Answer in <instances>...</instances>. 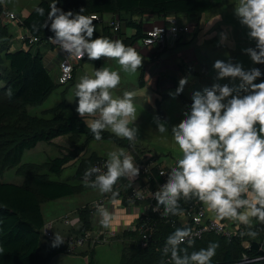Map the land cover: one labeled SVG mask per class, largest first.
Masks as SVG:
<instances>
[{"label": "clouds", "instance_id": "9594fccd", "mask_svg": "<svg viewBox=\"0 0 264 264\" xmlns=\"http://www.w3.org/2000/svg\"><path fill=\"white\" fill-rule=\"evenodd\" d=\"M61 0H50L48 9L41 6L35 12L45 17L40 27L53 33L49 40L59 43L69 56L86 57L89 61L101 57L114 58L120 66L114 70L107 64L95 68L92 75L85 74L75 84L76 112L90 119L85 121L96 141L103 139L104 130L129 143L139 137L135 91L125 90L114 95L121 84V71L135 73L143 57L136 48L123 40L95 36L96 16L65 11L57 5ZM233 14L247 29L255 47L246 53L254 64L264 65V0H238ZM165 25V24H164ZM190 26V25H189ZM34 30L35 26H34ZM219 45L228 42V33L219 34ZM216 80L239 81V85L214 83L202 91H195L192 103L183 112L179 124L154 118L155 129L161 136L169 133L182 152L175 166L167 173V181L159 184L153 193L156 201L153 212L163 218L184 214L182 200H198L216 220H228L244 226L240 236L256 238L260 232L256 225H264V76L261 69H245L239 62L217 59L213 63ZM259 81V82H257ZM189 78L179 81L172 99L180 96ZM8 95L12 90L8 89ZM140 167L134 156L122 147L109 151L102 166H92L83 174L87 187L115 199L119 191L114 186L122 177H136ZM162 209V212H161ZM98 223L109 229L113 213L102 203L96 206ZM65 237L53 232L51 246H60ZM195 245L190 226L176 227L165 240L161 264H213L219 241H209L207 247L189 252ZM3 249L0 248V252ZM264 260V256L256 258Z\"/></svg>", "mask_w": 264, "mask_h": 264}, {"label": "trees", "instance_id": "16d2710c", "mask_svg": "<svg viewBox=\"0 0 264 264\" xmlns=\"http://www.w3.org/2000/svg\"><path fill=\"white\" fill-rule=\"evenodd\" d=\"M68 1L61 0L57 6L67 11L70 5L76 12L83 8L85 15L94 14L104 17L110 14L126 19L127 28L134 30L135 33L125 41L130 46L146 36L144 18L137 21L134 18L135 14L141 16L151 14L159 19H167L170 16L200 19L205 13L223 2V0H85L83 2L72 0L74 4H71ZM49 2L50 0H42L38 6L44 7L47 11ZM2 11L3 8L0 9V15ZM45 19L46 14L45 17H41L33 10L20 23V26L32 36L41 39L40 44L35 46L41 45L42 40L53 35L49 30L40 27ZM93 23L96 25V21ZM34 26L37 30H34ZM200 32V24L196 23L193 34L189 38L191 40L187 42L185 38L171 39L165 51L191 44ZM98 35L94 32V37ZM10 48L2 54V62H0V83L5 81L2 87L0 86V176L5 170L18 166L24 153L34 149L39 142H48L63 135H86L94 140L85 120L79 116L65 117L62 107L50 111L54 115L52 119L29 115L28 107L44 103L58 85L47 69L40 52L34 54L32 49L11 52ZM100 63L101 59L98 60L97 68ZM76 68L74 67V78ZM259 68L264 73V65H260ZM261 78L264 79V76ZM140 85L141 87L146 85L144 70L141 74ZM9 88L12 90L11 96L8 95ZM102 136V140L120 142L115 135L105 131ZM143 151L135 150V154L133 152L135 160L140 161ZM70 160L69 157L56 158L47 165L46 170L51 174H60ZM102 160L91 158L86 161L73 179L77 185H72L71 182L52 181L48 174H41L40 171L34 170L36 167L33 165L23 167L27 182L22 186L0 181V248L3 249L0 252V264H49L51 256L64 252L65 246L61 244V247L53 249L48 257L43 255V250L51 245L52 239H48L43 232L46 224L42 214V204L67 198L83 191L87 187L83 182L84 172ZM124 182H122L123 185ZM126 187H129V184ZM195 202L199 201L195 199L181 201V207L185 210L184 214ZM90 206H87L81 213L82 230L91 227L93 210ZM150 216L157 225L153 241L147 247L142 246L139 234H124L134 240L126 251L129 259L124 258L125 264H161L162 259H166L163 256L166 237L176 227H181L178 223L181 215L163 218L161 214L151 213ZM242 240L239 233L232 241L216 234H208L202 240L195 241V245L189 248V252L207 247L209 241H219L220 246L213 257V264H237L244 257L252 260L251 264H264V260L256 259L258 256H264L261 245L251 242L250 247L244 248L241 244ZM94 256L95 253L91 252L89 264H95ZM238 257H240L239 260Z\"/></svg>", "mask_w": 264, "mask_h": 264}, {"label": "rangeland", "instance_id": "374dc122", "mask_svg": "<svg viewBox=\"0 0 264 264\" xmlns=\"http://www.w3.org/2000/svg\"><path fill=\"white\" fill-rule=\"evenodd\" d=\"M66 1V0H64ZM70 1V0H69ZM68 3L74 4V1ZM82 2L85 0H81ZM41 0H0V9L3 8V4H7L9 11L14 12L17 15L30 14L35 8L39 5ZM238 0H223V2L216 6L214 9L210 10L208 13L202 16L200 25L201 32L199 36L191 43L185 44L181 47L174 48L171 51H160L157 49H149L142 44V41L138 43L141 50H137L143 57L142 65L135 73H124L121 71V84L114 89V95H122L123 91L130 90L135 91L137 95L134 100L137 108V121L135 122L139 128V137L136 141L132 142L133 147L138 150H144L149 152L151 155H154L162 165L167 166L169 170L175 166L176 161L181 158L182 152L179 149V146L174 143V139L171 137L170 133L167 136H161L155 129L154 118L159 117L161 120H167L172 125L179 124L183 117V112L187 110V106L192 103V95L195 91H202L205 87H211L214 83H228L232 86L239 85V81H232L229 79H224L217 81L216 72L213 69V63L215 60H231L233 63H241L245 69H251L253 67H258L260 65L254 64L250 57L244 53L242 50L247 47H255V41L249 39L247 35V29L242 27L233 14V5L237 3ZM74 7L69 5L67 10H73ZM8 10L3 9L0 15V62L2 54L12 48V44L20 45L19 37L22 35V31L19 28H15L9 23V20L6 19L5 13ZM151 14H145L143 16L135 14L134 18L137 21L146 19ZM106 17V16H105ZM157 18V17H156ZM20 19V18H19ZM109 20H104L103 23L108 22ZM188 22L190 25L191 33L187 36L186 41L188 42L195 29V22L192 19H180L177 22L181 24H186L182 22ZM168 24L164 19H160L155 25H164ZM9 26V27H8ZM104 24H96V31L102 33ZM123 30L126 29L123 25ZM126 31V37L124 34V39L133 34L132 30ZM221 32L228 33V42L224 45H219V34ZM15 35H14V34ZM13 34V35H12ZM118 34V33H117ZM8 35V37H7ZM13 39V40H12ZM116 39H119L116 37ZM186 42V43H187ZM58 50H61V46L57 47ZM167 48V47H166ZM168 49V48H167ZM173 52V53H171ZM61 59L59 55L57 60ZM102 63L107 64L112 67L114 70L119 69L120 66L116 63L114 58L101 57ZM77 59H73V63H77ZM58 62V61H57ZM98 60L89 61L87 58L83 61L81 68V75H92L97 68ZM145 71V80L146 87H141L140 80L142 71ZM54 80L58 83L57 74H51ZM167 75L176 82L177 87L172 86V79L164 83L163 90H156L157 85V76ZM80 77V76H79ZM183 78H189V83L185 87L183 93L178 96L176 99H172L170 94L175 93L178 88L179 81ZM80 79V78H79ZM177 80V81H176ZM4 80L1 81L0 86L4 84ZM79 82V81H78ZM259 82V81H257ZM71 83L68 85H60L56 91L46 100L44 103L38 107H31L30 113L35 116H43V112L49 108L56 107L57 104L63 101L66 96V100L71 103V107L67 106L65 108V113L67 116H74L76 114V97L75 90L72 91ZM160 102V103H159ZM69 103V102H68ZM70 104V103H69ZM90 119V118H89ZM106 132L112 133L110 130H104ZM117 137V136H116ZM118 138V137H117ZM123 139L122 137H120ZM119 147L114 141L109 139L103 141H94L90 143L87 147L90 151H96L101 157L107 159V153ZM131 152L130 150H126ZM57 155L52 151H47V153H39V151H31L24 155L23 162H36L43 163L55 158ZM134 156V155H133ZM22 162V161H21ZM30 164V163H28ZM20 163L18 166L9 168L3 172L0 176L1 182H10L14 184H25L27 182V176L23 173L26 166H31L24 164L21 166ZM37 171H46L47 164L43 166H37ZM75 167H67L61 175L56 176L50 174V178L54 181H66L69 180L75 174ZM18 175H17V174ZM49 173V172H48ZM23 178V181H22ZM101 200V199H100ZM100 200H94L89 203L92 207L94 204ZM112 197L108 198V201H113ZM64 203H55L48 202L43 205L44 216L46 221L49 223L56 215L57 210L61 208ZM89 205H86V207ZM64 218L65 221H73L75 218L71 215H66ZM229 225L235 231L238 230L245 231L244 226H237L236 223L229 221ZM257 230L260 232V235L256 238H251L247 236H241V244L244 248L250 247L251 242H257L261 245L264 250V225H256ZM129 235H125L128 237ZM120 248L117 246H98L96 249L95 264H125L123 262L124 258L129 259V256L126 255V251L131 246L126 245L118 241ZM61 247V246H60ZM127 247V248H126ZM57 248V247H55ZM51 245L48 248L43 250V255L48 257L49 253L53 251ZM126 248V249H125ZM88 255H84L82 251H79L78 254H68L67 252H59L51 256L49 264H89L91 257L85 259ZM94 258V257H93ZM240 257H238L239 260ZM121 260V261H120ZM122 262V263H120ZM253 261L244 257L243 260H240L237 264H251ZM154 264V263H152Z\"/></svg>", "mask_w": 264, "mask_h": 264}, {"label": "built area", "instance_id": "2783aa9c", "mask_svg": "<svg viewBox=\"0 0 264 264\" xmlns=\"http://www.w3.org/2000/svg\"><path fill=\"white\" fill-rule=\"evenodd\" d=\"M5 17L7 20L16 21L19 24L22 22V20L18 18V15L11 11L5 13ZM95 21L103 22L100 16H96ZM107 26L114 32H119L121 29L119 19H114L109 22ZM190 33L191 30L189 25H184L174 20L165 25L154 26L145 34L146 36L141 41L142 44L149 49L163 51L166 49L171 39L186 38ZM50 36L52 35L42 40L41 44H57L60 46L59 43L50 41ZM21 40L25 42L27 46L38 45L41 41L40 38L32 36L27 30L21 36ZM60 52L61 59L58 61V83L60 85H68L74 78L75 66L73 59H81L82 57L69 56L62 48ZM104 161L105 160L97 162L93 166H102ZM136 162L140 167V174L136 177H122L125 179L124 185L120 183V179L114 187L118 189L119 193L120 191L126 193L125 197L130 203L128 208L134 210L136 206H144V210L139 211L137 214L140 218V222L133 231L138 232L141 237L142 246L147 247L149 243L153 241L156 232L155 227L157 225L152 220L150 214H160L159 212L152 211V208L156 205L153 193L158 191L159 184L166 183L167 173L170 170L167 166L162 165L154 155L145 151L141 154L140 161L136 160ZM127 184H129V187H126ZM108 198L109 197H105L101 199L94 204V207L90 206L91 210H93L91 219L95 222V225L91 227L90 230L81 231V229H78V233H70L64 236L65 242L63 245L68 254L74 255L79 251H84L87 247L95 248L98 245L108 244L112 238L117 237L118 231L112 226L109 229H105L98 223L96 206L98 203H102L110 210L112 202L108 201ZM117 206L119 205L117 204ZM178 221L181 226H190L193 229L195 241L202 240L208 234H216L232 241L239 233L238 230L235 231L231 228L228 220L214 219L213 214L207 211L201 202H195L191 205L188 212L181 215ZM64 223L70 227H76L78 224H81L80 220L65 221ZM43 232L48 239H53L54 231L51 225L45 226Z\"/></svg>", "mask_w": 264, "mask_h": 264}, {"label": "crops", "instance_id": "0c3cea01", "mask_svg": "<svg viewBox=\"0 0 264 264\" xmlns=\"http://www.w3.org/2000/svg\"><path fill=\"white\" fill-rule=\"evenodd\" d=\"M3 5H4L3 9L9 11V9L7 7V4L6 5L3 4ZM28 16H29V14H26V16H24L23 14H20V15H18V18H20V20L23 21ZM105 16L102 17V20L104 21V20L108 19L109 20L108 22L103 23V22H97L96 21V24H98V23L104 24L102 33H98L96 31L97 34H99L100 36H107V37H110L112 39H116V37H118L120 40H123L125 44L129 45V43H126L125 41L129 37L134 35L135 33H134V30H132L133 34H131V36H128L126 39H124L126 37V35H127L126 31H124V30L128 29L127 28V23H126L127 20L126 19L124 20L120 16H114V15H110V14H107ZM185 18L194 20L195 24L196 23L200 24L201 19H202V17L199 19V18H188V17H185V16H178V17L177 16H170V17H168L167 19H164V20L169 23L170 21H174V20L178 21L180 19H185ZM114 19H119V21L121 23V29H120L119 32H114L111 28H109L107 26L108 23L113 21ZM159 20L160 19L158 17L156 18V16H153V15H149L148 17H146V19L143 22V24H144V34H146L149 30H151L153 28V25L157 24L159 22ZM182 23H186L184 25L189 24L186 21H184ZM8 24H11L15 28H19L22 31V35L26 31L16 21H9ZM123 25L126 28L124 30L122 28ZM155 26H158V25H155ZM200 29H201V25H200ZM128 30H131V29H128ZM106 33H108V34H106ZM124 34H125V37H124ZM22 35H20V37H19L20 45L12 44V48H10L11 52H16V51H19V50H22V49L23 50L32 49V52L34 54H36L37 52H40L43 55V58H44V61H45L47 69L50 71L51 74L53 72L56 73L57 74V80H58L59 64H58L57 61H59V60H57V59H58L59 55H61V52L57 48L58 45L57 44H46L45 43V44H41L39 46L29 47V46H27L25 44V42H23L21 40V36ZM138 43L134 44L132 47L136 48V50H141L142 47H140L138 45ZM171 53H173V52H171ZM85 59H86V57H82L81 59H77L78 60L77 63L74 64V66L77 67V68H76V72H75V78L70 82L71 83V87H72L71 88L72 91L75 90L74 86H75L76 83H78L79 78L82 76L81 75L82 74L81 73V68L79 70H77V69L80 66H82V63H83V61ZM101 63H102V59H101ZM101 63H100L99 67H101ZM145 78H146V76H145ZM168 78L172 79V81H173L172 86L174 88H176L177 85H176V82L173 80L174 78H172L170 76H167V75H159V76H157V81L156 82H157L158 88L156 87V90L159 89V87H160V90L161 89L163 90L162 87H163L164 83H166L169 80ZM56 84L58 85L57 82H56ZM146 85H145V87H146ZM68 102H67L66 96H65V99H63L62 102L57 104L56 107H52V108H49V109L45 110L43 112V116H35V115H32L30 113V108L31 107L32 108L33 107H38L39 105H37V106H29L28 107V112H29V115H31L33 117L52 119L54 117V115L52 113H50V111L53 110V109L62 107V112L64 113L65 117H73V116H67V114L65 113V109H67L68 107H71V103L72 102H70L69 100H68ZM66 106H67V108H65ZM75 109H76V106H75ZM74 116L81 117L77 112H76V114ZM82 118L86 121L90 117L85 115ZM108 134H110V132ZM113 135H115V134H113ZM118 138H119L120 142H118V141L115 142L114 140H110V141H114L119 147H122L125 150H130L131 152H134L135 150L140 151V150L136 149L135 147H133V143H129V141L126 138H123V139H121L120 137H118ZM94 141H96V140L95 139L91 140L86 135H80V136L79 135L78 136H76V135H63V136H58V137H56V138H54V139H52V140H50L48 142H45V141L39 142L38 145L34 149L26 151L24 153V155L26 153H28V152H31V151L35 150V151H39V153H47V151H52L57 156L55 158L49 160V161H46V162H43V163H36V162H23V158H24V155H23L22 160H21L22 161L21 162L22 163L21 166H25L24 164H27V165L34 164V165H37V166H43V165H46V164L47 165L50 164L56 158L69 157V158H71V160H70V162H68L65 165L63 171L69 166H74L75 169H76L75 174L69 180L57 181V182H69V183L71 182L72 185H77V183L74 182L73 179H74L77 171L79 170V168H81L83 165H85L84 163L86 161L90 160L91 158H99V159L106 160L105 158L101 157L96 151H90L89 149H87V147L90 145V143H92ZM101 141H103V140H101ZM134 154H135V152H134ZM28 163H30V164H28ZM62 172L60 174H53V175L59 176V175L62 174ZM40 173L41 174H48L49 176L51 174V173H48V171L47 172L46 171H40ZM22 181H23V178H22ZM52 181H54V180H52ZM123 181H125V179L121 178V182L120 183H122ZM4 183H10V182H4ZM16 185L22 186L24 184H16ZM125 196H126V193L124 191H120L118 196L114 199L115 201L114 200L111 201L112 205L110 206V211L113 213L112 227L118 231L117 237L116 238L115 237L112 238L110 240V242H108V244H103V245H98V246H107V247L108 246L109 247L110 246H117V247L120 248V244H118V241H120L121 244L122 243H126V245L128 247V246L132 245L134 240L130 236L125 237L124 234L125 233H129V234L130 233H137L138 234V232L133 231V230L136 228V226H138V224L140 222V218L138 217L137 214L139 213V211H143L144 210V206L143 205L136 206V208H134V210L131 209V208H128L130 206V203L128 202V200L126 199ZM105 197H112V196H111L110 193L109 194H102L98 190L92 189L90 187H86L83 191H81V192H79V193H77V194H75L73 196H70V197H67V198H63V199H59V200H56V201H51V202H55L56 204L57 203H64V205H62L61 208L57 210V212H58L57 215L51 221H49V223L45 219L44 208H43V205L45 203H48V202H44L42 204V214H43V217H44V220H45V224H46L45 226L51 225L53 231H59L63 236H67L70 233H78L79 232L78 229L82 230V225L81 224H83V221H82L81 213L86 208V205H90L89 203H91V201H94V200H97V199L100 200V199H103ZM117 204L119 206H117ZM116 208H118V209H116ZM66 215H71L74 218L76 217L74 220L75 221H77V220L79 221L80 220L81 224H78L79 223L78 222L77 223L78 225L76 227H70L68 225H65L64 218L67 217ZM94 225H95V222L91 219V227H93ZM91 227H90V229H91ZM90 229H87V230H90ZM97 247H95V248L87 247L86 249H84V251H82V253L84 255H88V256L85 257V259L89 258L91 252L95 253V256H94V259H95Z\"/></svg>", "mask_w": 264, "mask_h": 264}]
</instances>
